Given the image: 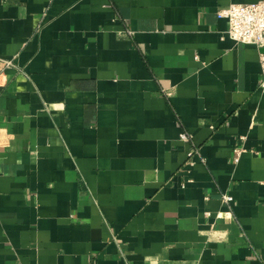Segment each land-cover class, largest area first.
<instances>
[{
  "label": "crops",
  "instance_id": "0c3cea01",
  "mask_svg": "<svg viewBox=\"0 0 264 264\" xmlns=\"http://www.w3.org/2000/svg\"><path fill=\"white\" fill-rule=\"evenodd\" d=\"M257 1L0 0V264H264Z\"/></svg>",
  "mask_w": 264,
  "mask_h": 264
},
{
  "label": "built area",
  "instance_id": "2783aa9c",
  "mask_svg": "<svg viewBox=\"0 0 264 264\" xmlns=\"http://www.w3.org/2000/svg\"><path fill=\"white\" fill-rule=\"evenodd\" d=\"M217 15L221 18H227L229 22V27L225 31V35L237 42L254 44L261 49L262 78L259 87L264 91V0L251 3H231L219 9ZM131 33L132 31L128 30V34ZM11 65H14L12 60L5 61V67H10ZM181 139L189 140L190 134L186 131L182 132ZM236 152V158L238 159L242 150L237 149ZM195 153L198 154L199 150H194L192 154ZM223 200L230 204L233 197L224 194Z\"/></svg>",
  "mask_w": 264,
  "mask_h": 264
}]
</instances>
